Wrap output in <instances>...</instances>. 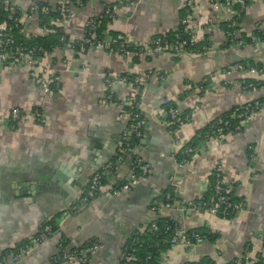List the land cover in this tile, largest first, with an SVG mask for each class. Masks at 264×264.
I'll use <instances>...</instances> for the list:
<instances>
[{
	"label": "crops",
	"instance_id": "obj_1",
	"mask_svg": "<svg viewBox=\"0 0 264 264\" xmlns=\"http://www.w3.org/2000/svg\"><path fill=\"white\" fill-rule=\"evenodd\" d=\"M33 1L11 2L24 12ZM39 1L56 5L63 0ZM186 1L137 0L126 5L123 0H88L71 7L62 28L70 38L81 39L88 18L119 2L116 17L103 26V39L124 33L147 45L156 35L176 32L187 19L193 40L208 45L204 52L122 54L110 45L83 52L55 46L39 57V64L56 78L51 90L35 84L26 65L0 67V256L35 235L42 223L57 222L52 235L15 259L6 257V264H55L51 258L61 238L70 248L96 238L100 247L89 263L120 264L129 235L156 217L151 204L162 190L173 186L180 199L191 202L207 194L218 168L234 186V195L244 200L243 209L224 219L195 209L163 208L159 215L174 219L182 229L209 228L218 237L192 246L172 245L161 254L160 264L202 259L226 264L245 250L256 261L264 259V106L242 121L240 131L221 140H197L191 158L182 159L198 131L219 115L251 100H264V43L226 42L230 23L235 39L249 38L256 23L264 25V0H252L242 15L234 4L190 0L188 8ZM19 30L26 38L44 36L37 16L22 15ZM245 60L261 63L263 71L235 68ZM127 75L143 79L138 108L145 124L132 152L148 165L149 174L118 195L108 192L115 182L110 176L98 195L78 205L92 173L127 143V88L118 81ZM107 77L112 80L110 99ZM248 79L259 84L245 88ZM165 99L189 115L185 124L170 128L162 121ZM12 107H40L44 121L23 122L12 129L7 121ZM129 172L126 156L116 175L126 179Z\"/></svg>",
	"mask_w": 264,
	"mask_h": 264
},
{
	"label": "built area",
	"instance_id": "obj_2",
	"mask_svg": "<svg viewBox=\"0 0 264 264\" xmlns=\"http://www.w3.org/2000/svg\"><path fill=\"white\" fill-rule=\"evenodd\" d=\"M12 0H0V5L3 10L7 12V18L5 21L0 22V65L3 66H19L26 65L29 69V77L30 79L38 85L43 86L45 89H52L53 85H55V76L53 74L47 73V67L41 66L39 64L42 59V55L45 54L42 46H33L30 48H23L19 44H15L14 34L12 30L21 27V16H38L39 14H48L50 9L56 10L60 12L61 18L57 17L54 20H51L49 24H42V30L44 35L53 31V28L50 27L53 24L55 27H59V30H63L62 23L64 18L70 13L71 7L81 6L84 4V1L88 0H63L59 4L50 5L48 3H39V0H34L26 11H21L17 6L12 4ZM126 5L134 4L137 0H126ZM42 2V1H40ZM214 5H226L230 6L233 2L239 5L238 13H241L246 8L245 0H211ZM119 3V2H118ZM117 2L110 3L105 6L104 10L97 15H94L87 19L85 23V34L81 39H74L69 37V41H79L78 43V51L83 52L87 49V47L91 48H101L110 44H114L116 46V51L122 54H127L132 52L128 47H132L133 51L139 53H146L147 55H154L164 52H170L173 54H179L185 52L186 47H192L193 50L191 52L201 53L208 49V45L201 44L198 47H194L196 43L193 40V36L191 35L189 24L187 19H182L180 25H183V30L186 37L178 36L176 39L169 41L163 37H153L150 39L147 45L133 42L129 39V37L124 33H118L115 37L110 40L102 39L97 40L95 35V29L100 23L101 20L107 19L108 21L114 20L116 17V13L118 11ZM185 5L190 8L192 6V2L187 0ZM20 11L19 15H16V10ZM232 23L229 24V26ZM228 26V27H229ZM254 32L250 35L249 38H240L235 39L232 35V32L228 30V37L226 42H232L237 46H243L246 43H264V25L262 23H256L254 26ZM20 31V30H19ZM63 38V37H62ZM136 49V50H135ZM38 53H41L40 56H37ZM235 68L238 70H245L251 73L262 72L263 68L257 69L255 66L250 65L247 62H238L235 64ZM141 77H130V76H122L118 80L120 83L126 84L127 88V96L126 102L129 105V109L125 111L124 117L126 116L129 119L127 126L124 130V137L127 138V143L124 146L118 148L117 155L115 159H110L102 164L97 170H95L90 176L89 183L87 187L84 189L83 193L78 197V205L85 204L89 199H92L95 194L105 186L106 179L108 177H113V181L116 182L118 178L116 175V171L120 162L126 157H130V172L128 177L125 179L126 181L121 184L119 188H114L112 183L108 187V192L112 195H118L121 191H127L138 181H144L147 179V174L149 171L148 165L142 161L137 155L132 152V138L140 139L142 136V129L145 124L144 116L139 113V86L142 83ZM106 85L108 87V95L107 99L111 98V91H109V87L112 84V80L107 77L105 79ZM243 87L251 88L254 87L253 84L248 83L244 84ZM170 100L165 99L162 101V105L167 106ZM264 106V102H260L257 99L246 102L240 109H237L232 114V119L238 120V122L233 126L228 119H217L216 122L210 126L208 133L204 136L206 140L210 139H223L228 133H235L240 131L242 121L249 118V116L253 113L260 111ZM161 118L165 124H169L170 126L177 125L181 126L185 124L189 120L188 114H183L180 112L177 106H168L167 109H161ZM44 113L43 109L40 107L32 108L29 111L22 110L18 107H12L8 111L7 121L9 126L12 129H15L19 123L23 122H32L36 124H40L44 121ZM193 147L187 146L183 150V155H186L192 152ZM138 171V175L136 173ZM213 195L210 197L208 202H200L197 203L189 202V205H185L179 201L170 202V194L166 193L164 200H154L151 204V209L156 212V217H159V212L163 208H174L177 210L184 209H195L197 211L208 213L211 216L217 217V212H225L227 205H230L229 197L230 192L233 189L232 185L224 179L223 171L218 168L215 170V182L213 184ZM244 201H239L234 203V208L239 212L244 207ZM192 205V208H189ZM155 217V218H156ZM154 218V219H155ZM150 222L152 227H155V220ZM57 223V222H56ZM145 227L139 228L138 231H142ZM185 229H179L174 227V233L170 237L169 242L172 245L183 244L192 246L196 243H204L208 242L206 236L200 235L198 233H192L191 239L187 237L184 233ZM52 225L50 223H44L42 227H40L35 235H32L28 238L30 241L29 245L26 246L23 250L26 251L32 246L44 241L50 235H52ZM100 247V242L98 239L90 242V245L85 248L80 249H71L68 245H63V241L57 242V250L52 256V262L55 264H83L88 262V258L90 255L95 252ZM17 258L20 254L16 252L3 253L0 256V264H6V257ZM133 257L130 254L126 253L124 250L120 252V264H134L132 262ZM256 260L252 259L248 251L245 250L241 253V255L233 258L226 264H255ZM264 264V263H263Z\"/></svg>",
	"mask_w": 264,
	"mask_h": 264
},
{
	"label": "trees",
	"instance_id": "obj_3",
	"mask_svg": "<svg viewBox=\"0 0 264 264\" xmlns=\"http://www.w3.org/2000/svg\"><path fill=\"white\" fill-rule=\"evenodd\" d=\"M123 1H124V3L127 2L126 0H123ZM222 1H224V0H222ZM251 1L252 0H245L246 5H248ZM39 3H45V2L39 1ZM84 3H86V2L84 1ZM233 4L236 6V9H238V11H239V5L235 2H233ZM243 12L244 11H242L241 13H238V14L242 15ZM15 13H16V15L17 14L19 15V13H20L19 9L16 10ZM37 17L40 21V25H42L44 23L49 24L51 20H54L57 17L61 18V15H60L59 11L50 9L48 14H45V15L39 14ZM6 18H7V12L4 11L2 6L0 5V22L5 21ZM106 22H108V20L103 19L100 21V23L96 27L95 35H96L97 40H102L104 38L103 37V29H104L103 26ZM50 27L53 28L52 32H49L48 34H46L44 36H34V37H30V38L23 37L20 34L19 27H17V28L12 30V33L14 34V38H15V44L16 45L19 44L23 48H30L33 46H42V48L44 49L43 51L48 52V53L55 46L64 47V46L69 45L70 47L74 48L75 50L79 49L78 48L79 41L75 40V41L71 42V41H69V36L64 32V30H59L58 29L59 27H55L53 24H51ZM183 28H184L183 25H179V28L176 32H172V33L168 32L167 34L156 35L154 37H163L169 41L176 39L178 36L186 37L187 35L185 34ZM232 28H233L232 26L228 27L229 32H230V30H232ZM117 34H115L113 37H115ZM241 38L245 39V36H241ZM199 45L200 44H195L194 47L196 48ZM88 48L89 47H87V49ZM110 48H113L115 50L116 46L114 44H110ZM128 48L133 51L132 47H128ZM192 50H193L192 47H186L185 52H191ZM133 52L136 53V51H133ZM40 55H41V53L37 54V56H40ZM242 62H247L250 65L255 66L257 69L263 68L261 63H259V62L254 63V62H252V60H245ZM248 83L253 84V86H257L259 84V82H256L253 79H248L247 81H244V84H248ZM138 100H139V95H138ZM257 100H259L260 102H264V100L262 98H258ZM168 106L175 107L176 105L170 101L169 104L167 106H164L163 108L167 109ZM242 106H243V104L229 109L228 111L224 112L223 114L219 115L216 119H214L213 121L208 123L201 130H199L198 133L196 134V140L190 143V146L193 147V150L195 151V146H196L195 144H196L197 140L201 141V140L205 139L204 136L206 135V133H208L210 126L213 125L217 119H228L232 125V128H233V126L238 122V120L232 119V114L237 109H240ZM126 109H129V105L126 106ZM139 113L141 115H143L140 111H139ZM174 127H178V126L175 124V125L171 126L170 128H174ZM137 142H139V139H133L132 138V145L136 144ZM193 150H192V152H190L186 155H182V159L185 162L191 158V154L194 153ZM115 156L112 159H115ZM136 173L138 175L137 170H136ZM148 174H149V171H148ZM148 174H147V176H148ZM108 178L106 179V182H107V180H109ZM125 181L126 180L124 178L123 179H117L115 183L113 182L114 185H112V186L114 188H119L121 186V184ZM214 182H215V171H213V173H212L211 182L209 184L207 194L201 198L194 199L191 202H193V203H197L198 201L208 202L210 197L213 195L212 187H213ZM232 187H233V189L231 190V192L229 194L230 195V197H229L230 205H227L225 212H221V211L217 212V217H219V218H224V219L233 218L238 213V211L234 208L233 204L237 203L239 201H244L243 199L237 198L234 195V186L232 185ZM99 193H100V191L97 192L95 194V196L98 195ZM166 193L170 194V198H169L170 202L179 201L185 205H189V202H186V201H183L182 199H180V197L178 196V193L176 192V189L173 186L166 187L164 190L161 191V193L154 200H164ZM90 200L91 199H89L87 202H89ZM154 220H155V227H152L149 223L142 231H138L139 228L135 229L129 235L128 239L126 240L125 244L123 245V247L121 249L122 251L124 250L126 253L130 254V256L133 257L132 262L134 264H160L161 254L164 252V250L171 247V243L169 242V240H170V237L172 236V234L174 233V227L181 229L180 225L174 219H172L170 217L159 216V217H156ZM44 223H46V222H44ZM44 223H42V225ZM47 223H50L52 225V233H54L57 230L56 220L51 219ZM42 225L40 227H42ZM184 233L190 239H191L192 233H198L200 235H204V236H206V239L208 242H212L218 237L217 231L211 230L209 228H201V227L193 228V229H186ZM94 240H96V238L89 239L84 244L77 246V247H71V249H80V248L88 247L90 245V242H92ZM60 241H63V245L68 244L66 242V240L63 238H61ZM29 243H30V241L28 239H26L24 241H20L19 243H17L13 247L5 249L3 253L6 254V253H9L11 251V252H16V253L20 254L24 251L23 249L29 245ZM263 263H264L263 258H260L257 260V262H255V264H263ZM83 264H90V263L88 261V262L83 263ZM187 264H213V262L209 261L207 259H202L198 262L187 263Z\"/></svg>",
	"mask_w": 264,
	"mask_h": 264
},
{
	"label": "water",
	"instance_id": "obj_4",
	"mask_svg": "<svg viewBox=\"0 0 264 264\" xmlns=\"http://www.w3.org/2000/svg\"><path fill=\"white\" fill-rule=\"evenodd\" d=\"M0 67H4V66H3V65H0ZM189 208H192V205H191ZM189 210H190V209H189ZM184 212H186V210H185Z\"/></svg>",
	"mask_w": 264,
	"mask_h": 264
}]
</instances>
